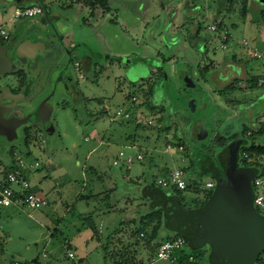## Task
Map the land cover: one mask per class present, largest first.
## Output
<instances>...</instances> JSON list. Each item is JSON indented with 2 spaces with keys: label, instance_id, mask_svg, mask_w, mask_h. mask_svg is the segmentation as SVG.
<instances>
[{
  "label": "rangeland",
  "instance_id": "1",
  "mask_svg": "<svg viewBox=\"0 0 264 264\" xmlns=\"http://www.w3.org/2000/svg\"><path fill=\"white\" fill-rule=\"evenodd\" d=\"M53 1L57 11L53 10ZM45 2L48 11L61 18L69 15H65L59 0ZM163 2L167 7H180L175 0ZM188 6L196 8L186 10L188 23L181 19V25L189 28L187 37L175 34L178 30L170 27L165 12L158 17L145 16V23L138 28L140 35H136L122 21L123 9L103 13L90 24L81 21L86 12L81 5L71 10L73 25L64 40L75 41L73 46L78 50L74 58L90 65L84 71L85 78L77 82L76 97L58 88L53 127L36 131L30 141L15 149L26 166L39 164L29 167L27 175L33 190L45 196L48 203L38 209L0 205V264L30 263L33 259L42 262L43 251L53 264H117L132 257L139 264H168L164 260L150 263V250L143 237L134 234L140 216L148 212L144 188L149 189L152 181L173 168L184 170L186 180L198 179L203 188L213 177L202 169L207 152L203 146L212 148L218 158L229 139L264 121V88L252 87L250 80L264 72V60L252 58L241 44L247 39L264 48V8L250 0L245 15L241 13V0H193ZM14 7L13 0H0V9H5L2 23L8 32L24 33L27 27L44 26L40 16L11 18ZM217 7L220 13L215 16ZM96 8L98 17L101 12ZM126 13L128 23L135 12ZM197 17L198 37L202 39L199 48ZM222 34L229 35L224 48ZM200 67L207 71L201 74ZM213 76L217 83L212 82ZM41 80H46L44 74ZM14 81L10 72L0 76V85H12ZM224 84L232 87L226 91V104L212 88L222 89ZM131 95L137 97L140 106L149 105L141 106V112L136 109L140 127H136L134 117H116L118 109L128 106ZM189 98L195 99L194 111L189 108ZM102 110L104 115L97 117ZM149 119L153 120L151 126L147 125ZM199 121L208 131L203 141L197 139ZM165 125L167 129H163ZM179 141L183 150L166 148L168 142ZM256 142L264 143V138L257 137ZM0 143L10 142L0 137ZM119 151L143 158L127 170L122 162L112 164ZM7 158L10 162L9 153ZM256 163L264 169V157ZM4 167L0 163V171ZM164 190L173 193L169 188ZM179 193L184 209L200 206L207 199L204 191L187 189ZM79 194L99 198L109 195L112 210L100 211L98 208L105 204L80 199ZM87 217L100 228L97 236L86 225ZM171 232L163 224L154 243ZM91 235L92 240L88 237ZM138 249V255H133ZM72 250L77 252L75 259L68 257ZM186 250L199 256L198 264H209L208 246ZM262 252L260 264H264ZM79 255H85L83 262L78 261Z\"/></svg>",
  "mask_w": 264,
  "mask_h": 264
},
{
  "label": "water",
  "instance_id": "2",
  "mask_svg": "<svg viewBox=\"0 0 264 264\" xmlns=\"http://www.w3.org/2000/svg\"><path fill=\"white\" fill-rule=\"evenodd\" d=\"M13 1L16 6H25L24 2H28L30 5L42 6L44 9L42 20L48 23V26L52 24L54 12L47 10L45 0ZM59 1L63 3L62 9L66 11L65 15H69L63 18L60 17L61 19L56 23L54 29L56 33L65 38L73 25L71 21L73 15L70 14L71 10L76 4L81 5L85 9L87 6L83 0ZM104 1L106 3V0ZM256 1L264 5V0ZM52 4L53 6L55 5L54 1ZM99 5L98 9L101 13L95 19L101 18L103 13H106V10L112 12L119 9L114 4L110 6L108 3L107 7L103 4ZM175 8L177 9L176 15L173 18L170 16L171 20L165 18L168 20L171 28L178 30L179 35L183 33L187 37V32L180 28V21L183 18L179 14L181 7ZM195 8L191 7L189 9L193 11ZM53 10H57L55 6ZM4 11V9H1L2 14ZM86 18L88 19L87 9L83 13L81 21L90 24L89 19L84 21ZM22 34L18 33L17 37L19 38ZM17 42L12 39L10 42L11 47L0 45V75L11 71L13 68V55L15 59H18L26 48L33 49L38 44L43 46V43L39 42L35 44L31 40L19 44ZM13 47L14 52L7 54L8 50ZM187 77L189 76L186 71L184 73V80ZM187 82L185 80V86H187ZM46 100L47 98L42 103ZM221 100L225 104L227 103L226 97ZM42 103L37 109L36 116L41 119L45 127L52 128L53 124L50 121L52 108L47 103L46 107L42 109ZM195 106V99L189 98V108L194 111ZM9 109V105L0 104V137H5L8 141H14L18 137L17 128L26 123L27 118L23 120L16 117L5 118L4 113ZM44 111L46 112L45 116L42 114ZM207 137V128L203 121H199L197 139L203 141ZM239 145L240 141L235 140L229 143L222 153L221 160L224 165V177H215L216 187L214 192L203 205L196 208L183 209L179 199L175 195L167 196L164 204L167 220L173 232L184 237L190 247H209V264H260L257 259L259 254L264 251V216L260 215L252 204L254 192L251 181L254 179L255 173L249 168L238 166L236 155ZM7 155L6 152L0 150V160L6 161L8 159Z\"/></svg>",
  "mask_w": 264,
  "mask_h": 264
},
{
  "label": "flooded vegetation",
  "instance_id": "3",
  "mask_svg": "<svg viewBox=\"0 0 264 264\" xmlns=\"http://www.w3.org/2000/svg\"><path fill=\"white\" fill-rule=\"evenodd\" d=\"M83 1L87 6L88 19L91 21L96 20L95 11L96 7L100 6L99 4H103L106 7L108 5V0H106V3L104 0ZM191 1L193 0H177L178 3L180 2L179 5L181 7V11L179 14L181 18L183 15L186 16V10L189 9L188 5ZM250 1L256 2L258 7L264 8V5L256 0ZM117 2L120 3V0H117ZM163 4L165 3L163 2ZM172 13H169L170 15L172 14L171 18L176 15L177 11L176 13ZM181 13L183 14L181 15ZM43 14L44 9L42 8V13L38 16L42 17ZM53 14L54 16L52 17V24L50 26H48V23L44 21V26L42 27H27L19 38L17 37V33L11 32H8L5 39L0 37V45H8L9 47H11L10 42L12 39L13 41H18L17 44L27 40H31L35 42V44L39 42L43 43V46L38 44L36 48L34 47L33 49L26 48L18 59H15L13 55V68L9 72L13 74L15 81L12 85H0V104L9 105L10 108L4 113V117H16L21 120L27 118V122L17 128L18 137L14 141H9L10 143L4 145L0 143V150L6 152V154L12 150L15 152L16 147L20 148L22 144H24V138L27 136L31 138L35 135L36 131L49 129V127H45L41 119L36 116L37 109L45 98H47V100L42 103L43 106L41 108H45L47 103L50 104L52 108L50 121L53 124L52 115L55 110V103L57 102L56 98L58 96V88L61 87L64 91L70 92V97H76L75 89L78 80L81 78H79L73 62L76 60L75 58H78H74V52L77 51L78 48L75 45L73 46L75 41L72 40L67 43L64 40L65 38L55 32L54 27L61 18L56 12ZM169 14L165 17L171 20ZM180 28L189 32L187 24H182ZM197 42V46L199 48L202 43H200V40H197ZM13 52L14 47L10 48L7 54H11ZM202 70V67H200L199 72H202ZM22 74H25V76H22ZM43 74L44 79L46 80H41ZM84 78L85 75H83L82 79ZM37 79L38 82L35 83V80ZM151 86L152 85H149L150 91L152 92ZM42 114L45 116L46 112L44 111ZM227 136H229V134H227ZM233 141H235L234 138L229 139L227 144Z\"/></svg>",
  "mask_w": 264,
  "mask_h": 264
},
{
  "label": "built area",
  "instance_id": "4",
  "mask_svg": "<svg viewBox=\"0 0 264 264\" xmlns=\"http://www.w3.org/2000/svg\"><path fill=\"white\" fill-rule=\"evenodd\" d=\"M42 13V8L40 5H25V6H17L14 8L11 18L14 19H22V18H32L38 16ZM1 9H0V37L5 39L8 35V31L4 27V23L1 20ZM212 31L216 28L214 25L210 27ZM222 33V32H221ZM224 33V32H223ZM222 47L224 48L225 41L229 39V35H223ZM241 44L244 48L247 49L248 53L252 58L258 60H264V48L260 49L257 45L250 40L242 39ZM74 67L78 69V62H74ZM264 75V73L262 74ZM80 78L83 77V74H78ZM256 87L264 88V77L259 78L256 82ZM139 108L140 112L142 109L139 107L138 99L135 95L129 97V104L125 108H120L116 112V117L121 119H129L134 117L137 120ZM147 125H153V120L149 119L147 121ZM251 132L248 131L249 135ZM261 137L264 138V131L261 134ZM264 144V143H262ZM166 148L170 151H181L183 150L182 145L174 144L168 142ZM14 156L9 158V161L0 160L3 165H9L8 168H3L0 171V205L1 206H10V205H23L25 207L31 209L42 208L47 205V199L45 196L39 195L35 192L26 178V172L29 170V167H36L39 164L36 162L34 166L30 164V166H26L23 159L16 152L13 153ZM243 157H247V154L243 152ZM142 155L138 154L135 158L132 156H127L123 151L118 152V156L112 161L113 165H119L120 162L123 163L125 168L129 170L134 161L142 160ZM155 186H159L162 188H176L178 190H184L187 186V180L185 179V172L179 168H173L169 170L164 176L155 179L153 181ZM252 185L254 188V196L252 204L254 208L259 212L260 215L264 216V175L255 176L252 180ZM215 182L212 179H208L204 183V187L200 189L202 190H210L214 188ZM140 237L143 236V233H140ZM188 246V242L181 235H177L171 239H165L159 241L155 253L149 259L150 263H154L159 260H164L168 264H185V263H193L196 261V257L192 253H188L186 250ZM68 256L70 258H74L71 252H68ZM42 262L37 261V263H15V264H53L49 261L48 255L46 252H42L41 254Z\"/></svg>",
  "mask_w": 264,
  "mask_h": 264
},
{
  "label": "trees",
  "instance_id": "5",
  "mask_svg": "<svg viewBox=\"0 0 264 264\" xmlns=\"http://www.w3.org/2000/svg\"><path fill=\"white\" fill-rule=\"evenodd\" d=\"M219 12L220 11L218 10V13ZM246 12H247V0H241V13H242V15H245ZM257 17H258V20L261 19L260 15H257ZM262 77H264V75H262V74L259 76L257 75V76L250 77L251 83L253 85L252 87H256L257 80L259 78H262ZM227 89H232V87L229 86ZM216 91H217L218 96H220L221 99L225 98V96H226L225 94L227 93L226 92L227 90L216 89ZM148 92L150 93V89H148ZM131 96H129V97H131ZM143 105L149 107V105L147 103H142L141 106H143ZM150 108H153V107L150 106ZM160 111L163 112L164 107H162V109H160ZM104 113H105V111L102 110V111L98 112L96 114V116L97 117L102 116V115H104ZM140 126H141L140 122L138 120H136V127H140ZM167 128H168V125H165L163 127V129H167ZM248 131L251 132L249 135L247 134ZM263 131H264V121L260 122L257 129L247 127L244 132L240 133V135H236V136L234 135V137H233L235 140L240 141V145H239L237 155H236L238 166L249 168L250 170L254 171L255 176L264 175V169L262 167L259 168L258 164L256 163V160L258 158L264 157V144L256 142L257 137H260ZM29 140H30L29 136L24 138V144H26ZM170 143H174V144H178V145L183 146V143L181 141L170 142ZM227 145L228 144L222 145L223 148L219 152L218 158L213 156L212 148H210L209 146L207 147L205 145L203 146L206 149L204 151H207V152H206L205 157H204V165L202 166V169L206 172H208V171L211 172V174L213 175V177H212L213 179L211 177H209V178L215 182L214 188H212L210 190H202V191H204V193L207 192L206 193L207 194L206 201L213 194L214 189L216 187L215 177L216 176H218L220 178L224 177V165H223V162L221 160V155L224 152V150L226 149ZM243 152H245L247 154L246 158L243 157ZM12 154H13V150L9 152L10 158L12 157ZM0 163H2V162L0 161ZM10 163H12V162H10ZM4 166H5L4 168L9 167V165H5V164H4ZM189 173H193L192 170H190ZM188 179L189 180H187L186 189H184V190L193 189L196 192L197 191L200 192V189L198 188V185H199V183L197 181L198 179L192 178V177H189ZM251 186H252V190L254 192L252 181H251ZM149 187H150L149 189L145 187L144 191H143V198L147 204L148 212H146L145 214L140 216L139 221H138V225L136 227L134 234L137 235V238H141L139 235H140V233H143L142 237L144 239V245L150 250V256H153L155 253L156 247L159 243V242L154 243V240H155L156 236L158 235V232L162 228V225L164 224L166 227H168L172 231V229L168 223V220H167V212H166V209L164 206L166 198L169 195H175L179 199L180 204L182 205V199H181V195H180L179 191H184V190H178L176 188H169L172 190L173 193L168 194L164 190L166 188L155 186L153 181H152V185H150ZM93 196H95V195H93ZM108 196L109 195H106L103 198H99V201H102V202L107 201L105 203V205H109ZM204 203H202L201 205H203ZM200 206H197V207H200ZM182 208H183V206H182ZM86 219H87V221L85 222L86 225L92 230L93 234L97 236L98 235L97 228H96L95 224L93 223V220H91L89 217H87ZM177 235H179V234L172 231L170 234L166 235V237L163 240L171 239ZM188 246H189V248H191L189 244H188ZM188 253H190V252L188 251ZM262 253H264V251ZM131 256H133V255H131ZM194 256L196 257L195 262L185 263V264H198L199 256H196V255H194ZM260 256L257 259L258 262H260V260H261ZM133 258L134 257L129 259V261L130 260L132 261ZM32 262L37 263V259H33ZM128 263H129L128 260H126L124 258V260H120L117 264H128Z\"/></svg>",
  "mask_w": 264,
  "mask_h": 264
},
{
  "label": "crops",
  "instance_id": "6",
  "mask_svg": "<svg viewBox=\"0 0 264 264\" xmlns=\"http://www.w3.org/2000/svg\"><path fill=\"white\" fill-rule=\"evenodd\" d=\"M177 1V0H176ZM108 3H109V5L111 6L112 4H114L115 6H117L118 8H120L121 10L123 9L124 10V13H123V16H122V21H123V23L127 26V27H132L130 30H132V31H134L135 32V34L136 35H140V32L138 31V28L140 27V26H142L144 23H145V16H150V17H154V15L155 16H160L161 14H162V12H165V14H164V16H166V15H168L170 12L172 13L173 11H174V13H176V8H175V5H173V6H170V7H167V6H165L164 4H163V0H120V3H118L117 2V0H108ZM118 3V4H117ZM178 3V2H177ZM24 5H27L28 4V2H24L23 3ZM179 4V3H178ZM18 6V5H17ZM16 5H15V7H17ZM14 7V8H15ZM177 7V6H176ZM175 8V9H174ZM87 9V8H86ZM5 10V9H4ZM130 10V11H129ZM198 11V10H197ZM105 12H111L110 10H106ZM126 12H129V15H132V13L131 12H135L134 13V18L132 19V21H129L128 23H125V21L127 20V13ZM157 12V13H156ZM215 12V11H214ZM196 13H198V12H196ZM220 13V12H219ZM218 7H217V10H216V12H215V16H218ZM4 15H5V11H4V13L1 15V20H2V18L4 17ZM170 15V14H169ZM171 16V15H170ZM182 17H184L185 18V20H186V22H187V18H188V16L186 15H183ZM129 19V18H128ZM198 21H199V17H197V21H196V34H197V40H202L200 37H198V35H199V30L197 29V25L199 24L198 23ZM188 23V22H187ZM133 27H134V29H133ZM199 28V27H198ZM215 31V30H214ZM177 33H179L178 31L175 33V34H177ZM18 34V33H17ZM251 41V40H250ZM184 42V41H183ZM185 42H186V40H185ZM254 42V41H253ZM255 43V42H254ZM76 60H74V62H78V69H76L77 70V72H78V74H85L84 73V71L85 70H88V68L87 67H89V63H84V62H82L80 59H78V58H75ZM74 62H73V65H74ZM84 63V64H83ZM75 68V67H74ZM207 70H206V68L205 69H203V71L202 72H200L201 74H203V73H205ZM264 73V72H263ZM262 73V74H263ZM202 76V75H201ZM80 78V77H79ZM213 79H212V82L214 83V81H216V83H217V77H212ZM82 79V78H81ZM223 86H225V88H222V89H220V88H217V87H212V88H214V92L217 94V91H216V89H219V90H227V88H228V86L226 85V84H224ZM218 95V94H217ZM139 107H140V105H139ZM141 108V107H140ZM142 109V108H141ZM260 120L258 121V124H260ZM258 124L257 125H255L254 124V126H252V128H254V129H256L257 127H258ZM256 126V127H255ZM86 140H88L87 138H86ZM116 158V157H115ZM114 158V159H115ZM113 159V160H114ZM112 160V161H113ZM48 163V162H47ZM35 167V166H34ZM29 173V171H27L26 172V178L28 179V174ZM28 181H29V179H28ZM30 182V181H29ZM31 184V183H30ZM93 195H95V194H90V195H83V194H79V196H78V198H80V199H93V200H98V202L99 203H101V204H105V201H99V196L97 197L96 195L95 196H93ZM74 202V201H73ZM75 203V202H74ZM110 205L111 204H109V205H104V207H99L98 209L101 211V210H103L104 211V209L106 210V211H109V209L111 208L110 207ZM74 205H72V207H73ZM111 210H112V208H111ZM95 226H97L96 224H95ZM97 228V233L99 234V232H100V228L97 226L96 227ZM89 237V239L90 240H92V235L91 236H88ZM73 251V250H72ZM72 251H69V252H71L72 254H73V256H74V258H70L69 256V258L70 259H75V254L77 255V252L75 253L74 251L72 252ZM134 251H135V249H134ZM138 252H139V249L136 251V252H133V255H138ZM75 253V254H74ZM47 255H48V253H47ZM84 258H85V255H79L78 256V261L79 262H83V260H84ZM138 259V258H137ZM149 261V260H148ZM51 262V261H50ZM129 263L128 264H139L140 262H138V261H136L135 260V258H133L132 259V261H128ZM131 262V263H130ZM12 264H15V262H13Z\"/></svg>",
  "mask_w": 264,
  "mask_h": 264
}]
</instances>
